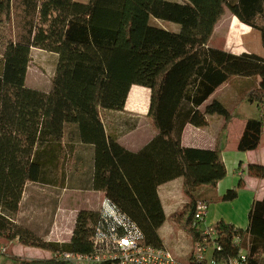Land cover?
Instances as JSON below:
<instances>
[{
    "label": "trees",
    "instance_id": "16d2710c",
    "mask_svg": "<svg viewBox=\"0 0 264 264\" xmlns=\"http://www.w3.org/2000/svg\"><path fill=\"white\" fill-rule=\"evenodd\" d=\"M14 4L19 31L12 37L7 26ZM225 10L260 33L264 50V0H0V238L52 253L18 264H70L59 255L94 252L98 210L80 209L65 243L45 240L47 228L39 235L15 220L30 182L67 187L70 159L72 168L82 162L80 189L109 198L155 248L164 247L158 229L166 219L158 187L181 178L188 200L171 220L191 240L182 264L223 262L240 252L244 264H264V196L251 204L244 229L219 220L209 224L210 235L195 217L197 204L209 203L197 191L225 176L220 140L242 101L256 103L260 117L245 120L237 149H256L264 126V55L209 44ZM33 47L57 55L48 91L25 85ZM229 81L243 86L232 109L210 99ZM133 85L149 90L147 118L155 131L137 151L122 146L103 119L104 111L124 109ZM211 115L223 119L215 148L182 145L185 125L206 127ZM78 145L89 151L86 158ZM247 172L264 179L263 164L249 163ZM237 194L231 188L221 199ZM197 245L206 248L199 262Z\"/></svg>",
    "mask_w": 264,
    "mask_h": 264
},
{
    "label": "crops",
    "instance_id": "0c3cea01",
    "mask_svg": "<svg viewBox=\"0 0 264 264\" xmlns=\"http://www.w3.org/2000/svg\"><path fill=\"white\" fill-rule=\"evenodd\" d=\"M243 80L245 79H241L239 81ZM230 81L222 85V88L220 87L219 89L225 88L227 90L228 88H230L231 90H233V92L230 91L229 94L230 97H232V101L230 103H233L234 105V103L236 102L235 100L238 97L237 94L238 92H240L243 86L239 85L237 88L233 87V85L231 86L229 84ZM215 93L216 92H214V94ZM251 104H255L258 115H244L243 125H240V129L235 136L234 142L232 145H230L229 135L230 128L232 127V119L228 124L225 134L220 140V154L222 162L225 166V176L222 179L218 180L215 186H202L197 191L200 198L205 199L209 202L208 210L205 216L206 218L204 221L205 226L207 224H213L219 220H223L224 222L231 223L236 227L242 229L246 228L248 222L247 216L251 204L255 200H261L264 196V179L251 176L247 172V165L249 163H258L264 165V126L260 136L259 145L256 149L248 151H240L237 149V142L244 128L245 120L247 118L260 117V112L257 108L256 103ZM222 123L223 119L221 117L211 115L209 116V123L206 127H194L190 124L185 125L181 135L182 145L202 149H214ZM181 182L182 179L177 178L158 187V194L166 215L164 223L158 229L159 235L161 236L162 240H164L162 231L165 232L166 237L173 234L177 236L182 232L181 229H179V227L177 226H174L169 219V215L175 212L177 208V202L175 199L176 191L174 188L176 187V184H178L181 188ZM35 185L38 184L30 182L27 185L25 191L22 194L19 210L15 216V220L16 222L26 225L30 228H32V226H29L32 222L36 223V225L39 227L47 228L45 229L46 232L42 234V237L47 241H54L59 243L68 242L72 235L76 213L80 209L96 210L95 208H99L100 201H98L97 204L93 207H86V205L88 206V200L86 198L88 196L86 194L82 195L81 197H75L74 199L68 200L65 198L68 197L65 194L66 192H63L57 198H53V193L50 192V189L54 188L53 186L40 185L42 187H37ZM33 187H36V190H34ZM231 188H237L239 192L244 191L245 194L240 196L239 193L238 196L233 199V202H231L232 204L229 205L228 202L222 200L221 197L227 190ZM62 190L67 191L65 187L62 188ZM88 192H90V190ZM91 195H94L93 197H98V199L100 198V200L103 197V195L99 191L94 190H91ZM238 203L239 206H236ZM66 204L68 205V207H65ZM39 214H44V217L37 218ZM62 231H64V234ZM9 242L12 245L21 244L17 241V239L9 240ZM163 244L165 245L164 242ZM51 256L52 253L50 251L43 250L41 252H37L33 255L28 256L27 260L44 259ZM206 256L207 258L210 257L209 252L206 254ZM9 257L13 260V264H18V260L24 259L22 255L14 252L12 253V255H9ZM208 263L213 264L212 262H209V259L207 261V264Z\"/></svg>",
    "mask_w": 264,
    "mask_h": 264
},
{
    "label": "rangeland",
    "instance_id": "374dc122",
    "mask_svg": "<svg viewBox=\"0 0 264 264\" xmlns=\"http://www.w3.org/2000/svg\"><path fill=\"white\" fill-rule=\"evenodd\" d=\"M77 1L86 2L88 0ZM12 10V20L7 26V31L9 36L11 35L12 37H14L19 31L17 23V14L19 11L18 6L14 4ZM159 23L168 29L175 30L176 28H178V25L173 23ZM1 34H4V31H2ZM209 44L213 47L222 48L236 53H240L243 51L255 52L260 55L264 53L260 42V33L252 29L250 26L241 23L228 10H225L224 15L215 24L212 35L210 37ZM56 60L57 55L55 53L35 47L31 48L30 62L28 64L25 76V85L30 88L48 91L50 89L51 79L55 70ZM249 81L250 80H248V82ZM229 84L231 86L233 85L231 82ZM224 89L225 88H218V91H215L216 93L212 95L210 99L217 98L224 104L227 109H232L233 103H230L232 101V97H230L229 92H233V90H231L230 88H228L227 90ZM148 104L149 90L139 85H133L129 90L125 107L122 111L103 112V119L108 129L116 135L117 141L129 150H139L141 147L147 144L150 139L155 135V131L152 128L149 119L147 118ZM246 114L258 115V112L256 111L255 104H251L249 101L244 100L241 103L238 113L236 112L234 114L235 116L232 120V127L230 128L229 135L230 145L233 144L235 136L238 133V130L240 129V125H243L244 115ZM75 149L84 158L89 155V151L84 150L86 149L84 148V146L78 145L77 147L75 146ZM76 164H78V162H76L75 165ZM72 165L73 160L70 159L66 164V167H64L66 170V175L68 177V180L66 181L67 187H65L67 191H63L62 187L60 186L59 188L54 187L53 189H50V192L53 193V198H57L63 192H66L65 194L68 197L65 198L68 200L74 199L75 197H81L82 195L86 194L88 196L86 197L88 200V206L86 205V207H93L97 204L98 201H100L99 204H101L103 197L100 200V198L98 199V197H93L94 195H91V190L90 192H88L89 190L87 189H80L81 186L84 185V183H81L79 181H81V176L85 175L82 173L83 169L80 168L83 166L82 162H79V164L76 165V167L74 168H72ZM57 179L59 180V178ZM35 186L42 187L43 185L40 186V184H38ZM33 189L36 190V187H33ZM174 189L176 191V211H178L181 209L182 205L187 202L188 197L184 194L182 188H180L178 184H176V187ZM237 192L238 194L240 193V196L245 194L244 191L239 192V190H237ZM227 202L229 205H231L233 199ZM236 206H239V203ZM65 207H68V205L66 204ZM95 209L96 211L99 210V208ZM172 214L169 215L170 220ZM39 217H44V214H39L37 218ZM171 222L174 226H177L174 221L171 220ZM29 226H32V228H34L39 233V235L44 232V228L37 226L34 222H32ZM181 231L182 232L177 236L173 234L167 237L165 236V232L162 231L164 237L163 242L165 243L164 247L170 250L172 255L177 260L183 263H187L192 249V244L188 234L183 230ZM62 232L64 234V231ZM0 246H3L5 248V252L0 253V264H13V260L9 257V255H12L13 252L22 255V257H24V260H27L28 256L44 250L41 248L24 244L12 245L9 240L4 238H0Z\"/></svg>",
    "mask_w": 264,
    "mask_h": 264
},
{
    "label": "built area",
    "instance_id": "2783aa9c",
    "mask_svg": "<svg viewBox=\"0 0 264 264\" xmlns=\"http://www.w3.org/2000/svg\"><path fill=\"white\" fill-rule=\"evenodd\" d=\"M208 210L206 202L197 204L195 217L204 222ZM100 221L92 236L94 252L81 254L63 252L60 258L70 264L99 263L112 260L113 264H182L165 247L155 248L145 243L144 236L136 224L107 197H103L99 205ZM206 233L215 234V230L206 225ZM5 248L0 246V253ZM206 248L197 245L194 259L201 261L205 257ZM246 255L242 252L227 261H213V264H244Z\"/></svg>",
    "mask_w": 264,
    "mask_h": 264
}]
</instances>
